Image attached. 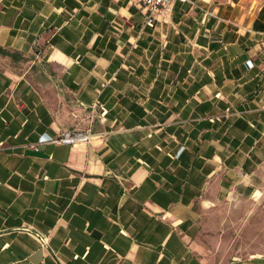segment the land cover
<instances>
[{"label":"crops","instance_id":"0c3cea01","mask_svg":"<svg viewBox=\"0 0 264 264\" xmlns=\"http://www.w3.org/2000/svg\"><path fill=\"white\" fill-rule=\"evenodd\" d=\"M42 263L264 264V0H0V264Z\"/></svg>","mask_w":264,"mask_h":264},{"label":"built area","instance_id":"2783aa9c","mask_svg":"<svg viewBox=\"0 0 264 264\" xmlns=\"http://www.w3.org/2000/svg\"><path fill=\"white\" fill-rule=\"evenodd\" d=\"M144 8L148 11V22L153 24L157 15L164 14L170 10V5L173 0H141ZM188 1V0H181ZM105 110H103V113ZM92 133L90 131L76 130V131H66L54 141L73 143L78 140H90ZM30 147L38 149L37 143H28ZM44 264V263H42Z\"/></svg>","mask_w":264,"mask_h":264},{"label":"rangeland","instance_id":"374dc122","mask_svg":"<svg viewBox=\"0 0 264 264\" xmlns=\"http://www.w3.org/2000/svg\"><path fill=\"white\" fill-rule=\"evenodd\" d=\"M218 212L219 213H221V212H225L226 214H230L231 212H230V206H227V207H218ZM243 217V216H242ZM262 217V216H261ZM246 221V220H245ZM244 221H242V222H240V227H243V225H244ZM247 223V222H246ZM231 228H232V224H231V222H229V223H227V230H226V237H225V241H227V242H229V244L232 242V237L233 236H235L236 234H237V232L236 231H232L231 230ZM241 229V228H240ZM247 228H246V226H245V231H244V233L246 234L247 233ZM247 238H246V236L245 237H241L240 238V242L243 240V241H245ZM228 256H232V254H230V255H228Z\"/></svg>","mask_w":264,"mask_h":264}]
</instances>
